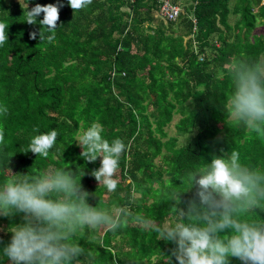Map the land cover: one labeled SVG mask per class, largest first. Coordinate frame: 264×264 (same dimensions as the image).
Here are the masks:
<instances>
[{"label":"trees","instance_id":"1","mask_svg":"<svg viewBox=\"0 0 264 264\" xmlns=\"http://www.w3.org/2000/svg\"><path fill=\"white\" fill-rule=\"evenodd\" d=\"M161 1L92 0L74 13L67 0H25L28 9L20 0H0L8 35L0 46V106L8 108L0 115V183L13 174L79 168L90 205H128L160 224L174 219L168 210L180 178L213 156L235 149L243 163L264 168V138L225 112L230 64L263 60L264 33L256 31L264 27V3L191 0L187 14L168 22L157 16ZM36 4L64 5L51 42L47 29L44 40L39 37L43 13L35 25L26 23ZM175 116L176 136L169 137L166 128ZM93 123L110 143L120 138L126 145L115 193L91 175L100 159L88 163L81 157L78 135ZM52 130L58 137L48 158L27 151L34 136ZM253 218H264V210ZM19 222L0 218V248L10 240L9 225ZM74 239L96 252L95 264H177L173 244L132 222L115 233L85 230ZM0 264H9L2 254ZM231 264L242 262L231 258Z\"/></svg>","mask_w":264,"mask_h":264},{"label":"clouds","instance_id":"2","mask_svg":"<svg viewBox=\"0 0 264 264\" xmlns=\"http://www.w3.org/2000/svg\"><path fill=\"white\" fill-rule=\"evenodd\" d=\"M67 2L75 13L92 0ZM20 5L28 9L25 0H20ZM63 6L36 4L27 11L29 25H35L44 14L39 21L41 41L44 29L53 33L47 37L49 42L55 39ZM6 28V23L0 22V46L8 40ZM37 34L33 31L31 39L35 40ZM228 75L232 91L225 104L227 118L264 138V60H235ZM7 113L8 108L0 106V115ZM102 131L100 124L93 123L78 135L77 143L83 149V160L95 163L100 159V167L91 175L108 193H115L119 183L115 177L126 145L120 138L110 143ZM57 137L56 130L36 135L27 151L48 158ZM3 143L4 131L0 129ZM84 175L79 168H56L36 175L13 174L0 183V218H20L19 223L9 225L10 240L0 248L9 264H95L96 252L74 237L85 230L115 233L130 222L151 229L159 240L173 244L171 256L177 264H231V258L242 264H264V218H253L254 213L264 210V168L243 163L235 149L187 171L180 178V187L171 192L168 216L174 219L160 224L131 212L128 205L114 209L90 205V193L80 179ZM189 192L191 198L184 200Z\"/></svg>","mask_w":264,"mask_h":264},{"label":"built area","instance_id":"3","mask_svg":"<svg viewBox=\"0 0 264 264\" xmlns=\"http://www.w3.org/2000/svg\"><path fill=\"white\" fill-rule=\"evenodd\" d=\"M264 3V0H262ZM182 13V9L178 4L172 3L170 0H162L157 11V16L168 21L176 22ZM202 61V58H200Z\"/></svg>","mask_w":264,"mask_h":264},{"label":"rangeland","instance_id":"4","mask_svg":"<svg viewBox=\"0 0 264 264\" xmlns=\"http://www.w3.org/2000/svg\"><path fill=\"white\" fill-rule=\"evenodd\" d=\"M260 30H258V31H260ZM263 58H264V55H263ZM178 119H179V116H175L173 118L171 124L169 125V127L166 128V131H167L169 137L176 136L175 124L178 121ZM183 140H184L183 136L178 137L179 144H181L183 142Z\"/></svg>","mask_w":264,"mask_h":264},{"label":"crops","instance_id":"5","mask_svg":"<svg viewBox=\"0 0 264 264\" xmlns=\"http://www.w3.org/2000/svg\"><path fill=\"white\" fill-rule=\"evenodd\" d=\"M177 2H178L177 4L181 7L182 12L183 13L185 12V14H187V12H186L187 8L186 7L191 4V0H178ZM233 21H234V17L232 16V18L230 19V22L232 23ZM258 30H260V31H258ZM257 32L258 33H264V27L258 26L256 33ZM263 60H264V58H263Z\"/></svg>","mask_w":264,"mask_h":264}]
</instances>
